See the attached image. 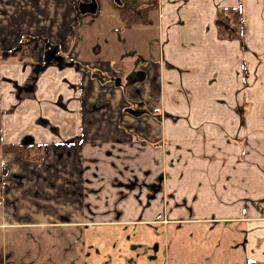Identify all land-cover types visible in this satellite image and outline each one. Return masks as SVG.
I'll use <instances>...</instances> for the list:
<instances>
[{
	"label": "crops",
	"instance_id": "crops-1",
	"mask_svg": "<svg viewBox=\"0 0 264 264\" xmlns=\"http://www.w3.org/2000/svg\"><path fill=\"white\" fill-rule=\"evenodd\" d=\"M94 1L128 80L74 0H0V264H264V0Z\"/></svg>",
	"mask_w": 264,
	"mask_h": 264
},
{
	"label": "rangeland",
	"instance_id": "rangeland-1",
	"mask_svg": "<svg viewBox=\"0 0 264 264\" xmlns=\"http://www.w3.org/2000/svg\"><path fill=\"white\" fill-rule=\"evenodd\" d=\"M78 0H74V3L76 2V6H77V2ZM120 2V0H118ZM118 2V3H119ZM99 3L102 4L103 0H99ZM111 6H115L116 3L115 1L112 0V2L110 1L109 3ZM99 9V7H98ZM80 14V13H79ZM98 19L95 20L94 17L92 16V14L89 13H81L80 15H78V25H77V31L78 34L81 38V48H82V60H83V65H88L87 61L89 60H95V59H99V63L100 62H106L109 61L111 62L110 65L113 66V77H109L107 76L106 72L104 70H94V73L97 75V78L99 80H102L104 77H109L113 80H128L129 78H132L133 76L137 75L136 71H132L129 73H124L122 72V78L119 77V74L117 73L118 70L120 69L119 64L117 63V60L119 59V55L116 53V51H113L115 54L110 55V54H106L105 51H101L99 50V52H97L96 49L92 48V32L91 29L96 26V30H101V35H106L107 34V25H111L113 26V21L112 19L108 20L107 17H105V14L100 12L98 13ZM95 20V21H94ZM94 22V25L91 24ZM95 28V27H94ZM93 28V29H94ZM86 67L83 66V69H85ZM85 70H89V69H85Z\"/></svg>",
	"mask_w": 264,
	"mask_h": 264
},
{
	"label": "trees",
	"instance_id": "trees-1",
	"mask_svg": "<svg viewBox=\"0 0 264 264\" xmlns=\"http://www.w3.org/2000/svg\"><path fill=\"white\" fill-rule=\"evenodd\" d=\"M121 4L115 5L114 8L117 15L120 18L122 27H129L135 25L139 21V10H137L136 5L138 0H120ZM143 11V10H142ZM239 12V10H237ZM237 12V13H238ZM3 151L12 150L16 147L14 143H1Z\"/></svg>",
	"mask_w": 264,
	"mask_h": 264
},
{
	"label": "water",
	"instance_id": "water-1",
	"mask_svg": "<svg viewBox=\"0 0 264 264\" xmlns=\"http://www.w3.org/2000/svg\"><path fill=\"white\" fill-rule=\"evenodd\" d=\"M77 7L80 13H94L96 4L94 0H86L78 2Z\"/></svg>",
	"mask_w": 264,
	"mask_h": 264
}]
</instances>
